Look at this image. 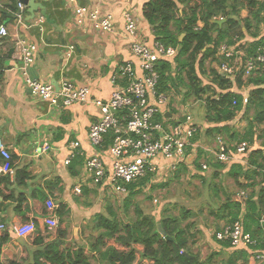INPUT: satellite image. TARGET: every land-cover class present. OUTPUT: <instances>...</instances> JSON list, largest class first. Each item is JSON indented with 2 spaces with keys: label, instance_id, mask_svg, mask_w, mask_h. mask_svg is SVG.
Returning a JSON list of instances; mask_svg holds the SVG:
<instances>
[{
  "label": "trees",
  "instance_id": "1",
  "mask_svg": "<svg viewBox=\"0 0 264 264\" xmlns=\"http://www.w3.org/2000/svg\"><path fill=\"white\" fill-rule=\"evenodd\" d=\"M7 8L11 12H16V7ZM243 11H246L247 15L242 18ZM142 17L151 28L155 42L177 48V55L171 61H159L156 64L159 74V93L168 94L173 89L172 91L177 95H181L182 103L192 97L202 102L206 112L204 122L208 125L204 137L224 136L231 151L234 150L236 143L241 141L252 143L257 139L262 140L261 145L264 148V130L255 136L257 129L254 128L264 124V73L252 75L246 83L240 78L236 81L237 87L251 86L246 105L242 104L241 95L232 91V83L225 80L216 70H210L209 75L212 77L207 83L201 79V76L207 75L205 64L208 61L218 62L217 52L220 45L233 47L238 41L250 37L254 40L248 44L246 54L251 55L264 43V37L259 38L258 34L260 25L264 23V1L147 0L142 6ZM219 19L225 22L221 25L216 24L215 21ZM198 23L202 25L200 29H196ZM181 35L184 37L179 41ZM3 58L4 56L0 57V79ZM182 87L184 90L181 89ZM251 110H255V114L253 118L247 119L246 116ZM174 112V109L169 110V115ZM240 112L242 118L247 119V128L243 134L231 125ZM198 137L197 135L193 140L196 141ZM110 140L111 136L107 135L103 147L100 148L102 151L107 149ZM261 151H249L247 170H244L241 164L225 166L207 161L215 169L210 179L219 178L222 170H226L224 176L231 178L239 185V189L251 188V194L244 208L233 201L231 193L222 190L225 200L217 209L209 211L210 216L225 221L226 224H231L241 217L243 232L250 234L258 242L254 247L233 248L228 242L215 239L223 248L232 251L225 261H212L220 256L217 253L201 260L198 254L191 251L190 230L195 227V222H187L185 226L181 224L192 215L190 210H185L180 219L171 215L166 216L163 212L160 219L156 220L137 205L134 206L132 216L129 217L128 201L123 203L125 211L120 215L113 212L112 207H108L107 214L93 217L91 222L94 223L97 233L90 235L86 248L85 245L68 241L67 206L61 204L55 212L59 218L58 226L48 227L43 222L45 217L52 214L46 206L47 198L43 193H34L32 198L35 202H39L40 212L37 217L31 219L33 221L25 219L23 223L32 222L35 228H38L37 219L40 218L43 231L36 229L24 238V244L8 249L5 246L11 233L6 228L0 230V264H89L90 260L94 259L101 264L105 262L109 264H262L253 258V254L264 252V173L260 171L264 169V152ZM81 158L82 156L79 155L74 157L67 167L73 169L75 163H81L79 161ZM199 158H201L200 154L194 159L197 167ZM259 159L262 163H258ZM244 174L246 181L261 176L260 182L257 185L253 183L244 186L239 182V178ZM149 179L150 177H145L128 185L127 198L137 195ZM207 179L202 177L203 183L207 182ZM21 184L24 185L25 182L22 181ZM9 186V177L1 176L0 199L14 200L11 191L9 194ZM213 192V199L220 201L217 190L213 189ZM15 202V213L25 217L28 210L26 198L20 195ZM158 224L169 240L157 231Z\"/></svg>",
  "mask_w": 264,
  "mask_h": 264
},
{
  "label": "crops",
  "instance_id": "2",
  "mask_svg": "<svg viewBox=\"0 0 264 264\" xmlns=\"http://www.w3.org/2000/svg\"><path fill=\"white\" fill-rule=\"evenodd\" d=\"M146 2L147 0H114L112 3L104 0H74L71 3L69 0H43L37 4L43 7L49 21L41 15L40 9L35 13L34 19H31L26 9L24 21L19 24L15 20V11L11 12L7 8L16 7V1L0 0V26L8 30V36L0 38V57L4 56L0 79V140L12 155L14 171V176L9 177V194L11 191L14 200L4 201L2 197L0 199V223L11 233L5 248L13 249L14 246L25 243L24 238L18 239L14 236L13 230L25 219L33 221L31 219L38 216L40 204L33 200L34 193H43L45 198L51 199L57 206L61 204L67 206L69 209L68 241L81 246L85 245L86 248H88L90 235L97 233L94 223L91 222L95 215L107 214L108 207L117 209L115 212L119 215L123 214L125 211L123 203L128 201L127 212L129 217L132 216L130 208L137 205L136 203L133 205L135 196L127 198V194L116 198L114 194H108V191L91 183L82 182L80 175L84 158L95 155L98 150L91 147L87 138L90 126L100 117V111L93 102L109 99L113 91L110 77L121 62L130 60L138 68L137 59L130 53L131 39L126 37L124 32L123 12L130 11L137 18L140 40L148 45L155 42L151 28L142 17V6ZM76 5L100 7L103 12L112 14L114 31L101 33L78 27L73 15V8ZM246 15V11L241 13L242 18ZM40 20L42 22L39 23ZM258 34L259 38L264 37V25L263 28L260 27ZM15 38H25L37 47L35 63L27 70L30 79L50 84L55 90H58L62 79H68L79 87L87 88L90 92V101L86 104H73L67 108H61L50 106L45 101L32 96L18 70V55L13 49ZM253 40L246 37L244 41L251 43ZM11 49L13 52L9 57L8 52ZM250 89L251 86L237 87L236 85L232 90L242 94L248 93ZM171 108L170 106L167 110ZM203 125L205 122L199 125L200 135L196 141L198 146L201 145V136L204 134ZM241 126V128H247L246 125L241 124ZM254 128L257 129L255 136L259 135L260 127ZM239 132L243 134L245 131ZM43 142H48L52 150L41 155L38 149ZM72 142L79 144L84 156L83 160L82 158L79 160L81 163H75L70 170L64 165V160L68 157L69 145ZM211 148H188L187 152L194 158L188 159L186 164L178 168L179 170L171 176L185 174V177L188 175L202 185V177L209 180L210 175L215 171L206 162V159L213 161L212 156L203 150L212 151ZM253 150L264 152L258 140H254L250 148V151ZM103 154H105L104 151ZM199 154L201 158L198 159V168L194 159ZM103 159L109 163L106 156H103ZM203 161L207 164V169L204 171L200 167ZM225 171L222 170L219 178L224 177ZM260 171L264 173V169ZM168 176L166 175L164 179ZM256 177L252 180L257 185L260 180L258 182ZM152 180V182H161L162 179L153 178ZM22 181L25 182L24 185L21 184ZM79 183H81V193L75 195L73 189ZM20 195H23L28 202L25 217L14 211L15 199ZM201 203L200 206L203 204L207 206V202ZM209 210L208 207L205 210L202 207V210L198 212L193 211L192 215L181 224L185 226L187 222H195V227L190 230L189 248L194 254H198L201 260L217 253L220 256L212 261H225L232 251L223 248L219 242L215 241L214 233L226 222L210 216ZM163 212L166 216L175 217L171 211H166L162 206L151 215L159 220ZM37 220L39 227L35 228V231L37 229L42 232V220L40 218ZM89 264L101 263L94 259L90 260Z\"/></svg>",
  "mask_w": 264,
  "mask_h": 264
},
{
  "label": "built area",
  "instance_id": "3",
  "mask_svg": "<svg viewBox=\"0 0 264 264\" xmlns=\"http://www.w3.org/2000/svg\"><path fill=\"white\" fill-rule=\"evenodd\" d=\"M69 1L74 2V0ZM104 1L114 2V0ZM25 11L26 6L17 4V11L14 13L17 23H23ZM73 15L78 27L101 33L114 31L112 14L103 12L100 7L76 5L73 8ZM122 17L126 37L131 39L130 53L137 59L138 68L130 60L121 62L110 77L113 91L109 99L93 102L100 111V117L90 126L87 138L91 147L98 150L95 155L84 158L80 178L82 182L91 183L104 191H111L112 194L123 197L128 194L127 186L142 178L150 177L146 186L143 187V189H149L153 178L163 179L166 175H172L180 165L194 158L187 149L201 146L196 145L197 140H193L200 135L199 127L188 112L183 111L181 115H178L177 111L183 108L173 104L171 100L173 91L171 90L168 94L158 91L159 74L156 64L159 61H171L177 55V48L166 47L158 42L148 45L138 38L139 28L135 15L125 11ZM201 27L202 25L198 23L196 29ZM6 36L5 27L0 26V38ZM248 44L241 40L233 47L222 44L218 48L216 71L225 80L231 82L233 88L239 78L246 83L252 75L264 73V43L251 55L246 54ZM13 49L18 55V70L32 96L45 101L50 106L61 108H67L73 104H86L90 101L89 90L75 85L68 79H62L58 90H55L50 84L28 77L27 70L35 63L37 52V47L33 43L25 38H15ZM240 95L242 104L246 105L248 93ZM170 106L175 112L166 116V113L171 110H167ZM240 115L241 112L235 119ZM257 126L260 127V131L264 130V124ZM107 135L111 136V140L103 154L100 148L103 147ZM257 140L261 144L262 140ZM69 146L68 157L64 160L65 166L74 157L84 156L77 142H72ZM251 147L248 141H241L236 143L234 150L231 151L227 140L223 136H216L212 151L203 150L209 152L216 163L225 166L241 164L244 170H247ZM51 150L50 144L43 142L38 152L43 155ZM103 156L108 158L109 163L105 162ZM200 167L201 170H206V162L203 161ZM1 176L13 177L14 171L12 155L0 140ZM239 182L244 186L247 185L244 177H241ZM247 192V188L239 189L233 198V201L241 208L246 205ZM73 193L75 195L81 193V183L74 187ZM153 202L157 203L156 200ZM46 206L52 214L43 219L44 224L48 227H57L59 219L55 212L58 206L51 199H47ZM241 221L242 218L239 217L231 224H225L214 233L215 239L220 242L226 241L233 248L256 246L257 239L243 232ZM4 229L5 226L0 224V230ZM33 232H35V226L32 222L21 223L13 230L14 236L18 239H23ZM253 258L264 264V252L253 254Z\"/></svg>",
  "mask_w": 264,
  "mask_h": 264
},
{
  "label": "rangeland",
  "instance_id": "4",
  "mask_svg": "<svg viewBox=\"0 0 264 264\" xmlns=\"http://www.w3.org/2000/svg\"><path fill=\"white\" fill-rule=\"evenodd\" d=\"M263 25H260V27ZM7 31L8 36V30ZM260 30V29H259ZM238 32V31H237ZM205 72L206 76H201V79L204 81V83H207L208 80L211 79L212 75H209L210 70H216L217 62L214 61H208L205 64ZM209 78V79H208ZM184 90V87L181 88ZM173 90V89H172ZM171 100L173 101V104L176 105V107L182 106V110L177 111L178 115H181L183 111L188 112L194 123L199 126L200 124H203L204 117H205V106L202 102H199L195 100L193 97L187 99L185 103H182V97L181 95H177L174 91L172 92ZM242 114V113H241ZM255 114V110H251L248 115L246 116L247 119L253 118ZM242 115L237 117L231 125L234 127V129L237 131H245L246 128H241L242 125H247V119L241 118ZM206 123L203 125L204 132L206 131ZM247 127V126H246ZM224 137V136H223ZM226 137V136H225ZM227 138V137H226ZM201 147H213L214 144V137H204V134L201 136ZM254 141H252V144ZM208 159H206V162ZM260 161V159L258 160ZM209 162V161H208ZM207 162V163H208ZM260 163H262L260 161ZM246 173V172H245ZM169 175L167 178H163L161 182H153L149 189H143V187L140 188V191H138V194L135 195L133 198V205L136 203L137 206L144 210L146 214H155V211L159 209V207H165L166 211L173 213L176 218L180 219L182 214L185 210H190L191 212L195 211L198 212L202 210V207L204 210L206 207L212 209H217L222 203L225 198L224 194L221 192L222 190H227V193H231L232 199L235 196L236 192L239 190V185L235 184L232 179L224 176L223 178H215L207 180V182L203 183L202 185L198 184V181L196 179L190 178V176L187 175ZM245 174L242 176L244 177ZM195 178V177H194ZM245 178V177H244ZM255 179V178H254ZM261 179V176H257L256 180L259 182ZM254 181H248V186L252 184ZM154 187V188H153ZM213 189L217 190V194L220 198V201H216L217 199H213L214 192ZM230 191V192H229ZM248 196L251 194V188L248 190ZM112 193L111 191H108V194ZM114 197H121L114 195ZM156 200L157 203L155 204L153 201ZM135 201V202H134ZM207 202V206L202 204L201 202ZM123 202V201H122ZM113 212L117 211L115 208H111ZM134 206L130 208V210L133 213ZM209 210V211H210ZM116 213V212H115Z\"/></svg>",
  "mask_w": 264,
  "mask_h": 264
},
{
  "label": "water",
  "instance_id": "5",
  "mask_svg": "<svg viewBox=\"0 0 264 264\" xmlns=\"http://www.w3.org/2000/svg\"><path fill=\"white\" fill-rule=\"evenodd\" d=\"M17 4H21V5H24L26 6L27 8V12L28 14L30 15V18L31 19H34V16H35V13L37 12L38 9H40V12H41V15L46 18L48 21V17L43 9V7L39 4H37L39 1H43V0H15ZM225 20H219V21H215L216 24L218 25H221L222 23H224ZM184 36L181 35L180 38H179V41L182 40ZM13 52V49H11L9 52H8V56L10 57V54ZM166 116H170L169 113H166ZM157 231L163 236L165 237V234H164V231L162 230L161 228V225L158 224L157 225ZM167 240H169V238L165 237ZM104 264H109L108 262H105Z\"/></svg>",
  "mask_w": 264,
  "mask_h": 264
},
{
  "label": "clouds",
  "instance_id": "6",
  "mask_svg": "<svg viewBox=\"0 0 264 264\" xmlns=\"http://www.w3.org/2000/svg\"><path fill=\"white\" fill-rule=\"evenodd\" d=\"M16 9H17V5H16ZM27 9V8H26ZM199 127V126H198ZM59 219V218H58Z\"/></svg>",
  "mask_w": 264,
  "mask_h": 264
}]
</instances>
